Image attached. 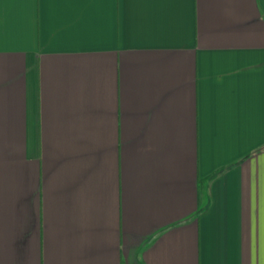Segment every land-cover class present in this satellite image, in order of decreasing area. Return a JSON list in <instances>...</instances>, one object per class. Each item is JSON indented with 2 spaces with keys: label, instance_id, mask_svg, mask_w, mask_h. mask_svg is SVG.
<instances>
[{
  "label": "crops",
  "instance_id": "0c3cea01",
  "mask_svg": "<svg viewBox=\"0 0 264 264\" xmlns=\"http://www.w3.org/2000/svg\"><path fill=\"white\" fill-rule=\"evenodd\" d=\"M0 264H264V0H0Z\"/></svg>",
  "mask_w": 264,
  "mask_h": 264
}]
</instances>
